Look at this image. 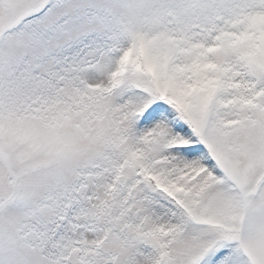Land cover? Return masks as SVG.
<instances>
[{"label": "snow or ice", "instance_id": "1", "mask_svg": "<svg viewBox=\"0 0 264 264\" xmlns=\"http://www.w3.org/2000/svg\"><path fill=\"white\" fill-rule=\"evenodd\" d=\"M0 264H264V0H0Z\"/></svg>", "mask_w": 264, "mask_h": 264}]
</instances>
